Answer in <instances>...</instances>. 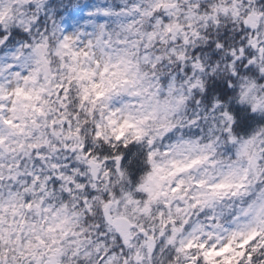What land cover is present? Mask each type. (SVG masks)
Instances as JSON below:
<instances>
[{"label": "clouds", "instance_id": "clouds-1", "mask_svg": "<svg viewBox=\"0 0 264 264\" xmlns=\"http://www.w3.org/2000/svg\"><path fill=\"white\" fill-rule=\"evenodd\" d=\"M0 264H264V0H0Z\"/></svg>", "mask_w": 264, "mask_h": 264}]
</instances>
